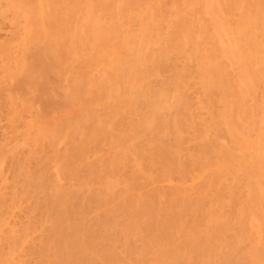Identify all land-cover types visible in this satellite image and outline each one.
<instances>
[{
    "label": "rangeland",
    "instance_id": "rangeland-1",
    "mask_svg": "<svg viewBox=\"0 0 264 264\" xmlns=\"http://www.w3.org/2000/svg\"><path fill=\"white\" fill-rule=\"evenodd\" d=\"M0 264H264V0H0Z\"/></svg>",
    "mask_w": 264,
    "mask_h": 264
},
{
    "label": "bare ground",
    "instance_id": "bare-ground-1",
    "mask_svg": "<svg viewBox=\"0 0 264 264\" xmlns=\"http://www.w3.org/2000/svg\"><path fill=\"white\" fill-rule=\"evenodd\" d=\"M35 39H36V37H35ZM49 42H51V41H49ZM45 44V43H44ZM49 45H51V44H49ZM47 43L45 44V46H46V48H44L43 46H42V48H44V49H42L41 48V51H40V49H39V51L40 52H36L35 51V53H37L36 54V56L34 57V59L33 60H31V63H30V66L28 67L29 69V71H28V73H30V75L29 76H31V80H34L33 79V76H35L36 77V80H40L41 81V78L43 77L44 78V76L47 74V72L48 71H50L51 70V68H52V64L53 63H51L52 61L50 60V62H49V59L51 58L50 57V54H52L53 53V49L51 50L49 47V46ZM47 46H49V47H47ZM51 47H52V45H51ZM38 50V49H37ZM56 51V50H55ZM52 52V53H51ZM56 54V53H55ZM33 56V55H32ZM56 56V55H55ZM49 58V59H48ZM32 59V58H31ZM29 63V62H28ZM50 63H51V65H50ZM50 69V70H49ZM54 69V68H53ZM50 72H52V71H50ZM27 75V74H26ZM28 76V77H29ZM47 76V75H46ZM38 78H40V79H38ZM46 78V77H45ZM31 80H28V81H31ZM47 81V80H46ZM33 82V81H32ZM35 83H38L39 85H41L42 86V84L41 83H46V82H44V81H42V82H35ZM47 84V83H46ZM38 85V86H39ZM45 85V84H44ZM45 87H46V85H45ZM44 87V88H45ZM40 89H42V87H40ZM232 132V131H231ZM240 133V132H239ZM232 135V134H231ZM234 137V136H233ZM234 139V138H233ZM161 155L163 154H165V153H167L168 152V147H166V144H164L162 147H161ZM164 156H166V155H164ZM163 156V157H164ZM226 156V155H225ZM164 159H166L165 157H164ZM228 163V162H227ZM225 165V164H224ZM224 172V171H223ZM226 174V173H225ZM225 176V175H224ZM223 176V177H224ZM10 223V222H9ZM76 229H78V228H76Z\"/></svg>",
    "mask_w": 264,
    "mask_h": 264
}]
</instances>
